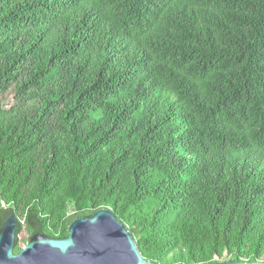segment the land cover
<instances>
[{
	"label": "trees",
	"instance_id": "1",
	"mask_svg": "<svg viewBox=\"0 0 264 264\" xmlns=\"http://www.w3.org/2000/svg\"><path fill=\"white\" fill-rule=\"evenodd\" d=\"M100 209L147 261H264V0H0V228Z\"/></svg>",
	"mask_w": 264,
	"mask_h": 264
},
{
	"label": "water",
	"instance_id": "2",
	"mask_svg": "<svg viewBox=\"0 0 264 264\" xmlns=\"http://www.w3.org/2000/svg\"><path fill=\"white\" fill-rule=\"evenodd\" d=\"M17 229L18 218L12 214L0 228V264H157L143 258L131 232L109 209L75 219L65 238L33 234L14 253ZM204 264H264V261Z\"/></svg>",
	"mask_w": 264,
	"mask_h": 264
},
{
	"label": "rangeland",
	"instance_id": "3",
	"mask_svg": "<svg viewBox=\"0 0 264 264\" xmlns=\"http://www.w3.org/2000/svg\"><path fill=\"white\" fill-rule=\"evenodd\" d=\"M25 236H26V233H25V232H22V233L20 234V239H21L22 237H25ZM21 246L24 247L25 245H24L23 243H21Z\"/></svg>",
	"mask_w": 264,
	"mask_h": 264
}]
</instances>
